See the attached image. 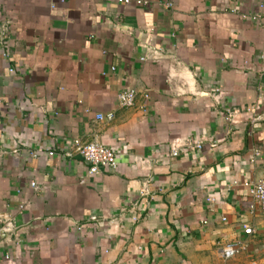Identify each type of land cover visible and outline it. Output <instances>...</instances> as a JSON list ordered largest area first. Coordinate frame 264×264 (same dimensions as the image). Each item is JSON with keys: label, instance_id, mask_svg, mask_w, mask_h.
Instances as JSON below:
<instances>
[{"label": "crops", "instance_id": "1", "mask_svg": "<svg viewBox=\"0 0 264 264\" xmlns=\"http://www.w3.org/2000/svg\"><path fill=\"white\" fill-rule=\"evenodd\" d=\"M142 1L0 0V264H264V0Z\"/></svg>", "mask_w": 264, "mask_h": 264}, {"label": "built area", "instance_id": "2", "mask_svg": "<svg viewBox=\"0 0 264 264\" xmlns=\"http://www.w3.org/2000/svg\"><path fill=\"white\" fill-rule=\"evenodd\" d=\"M132 1L137 5L143 4L142 0H117V2L122 4H129ZM261 57L264 58V53H262ZM147 58H150V56L144 57L142 60ZM135 99L136 91L133 89L123 90L118 94V104L120 107H132L135 103ZM239 113L240 111L237 109L226 110L223 116L227 122L232 123ZM106 117L111 119L112 115L108 114ZM96 118L102 119L103 116L97 115ZM202 148V141L193 137L177 138L170 141L168 145L169 154L171 157H177L188 152L200 151ZM53 154V152L48 153L49 156H52ZM63 154L66 157H71L74 154L79 155L83 161L89 165L90 173H97L103 168L114 170L117 167V153L115 150L96 142L82 143L79 139H74L64 150ZM30 185L31 187H35V183L33 182L30 183ZM248 192L253 200V205H251V208L257 206L259 209L264 210V177L255 180V182H253L251 185L249 184ZM206 200L211 201L212 199L207 198ZM20 208H23V205H21ZM10 227V223L5 221L1 228L2 233L10 232ZM243 232L246 235L253 233L252 229L246 225L243 226ZM241 248L242 245L238 242L228 243L220 248L219 253L223 260H229L237 255ZM4 259H9V256L4 255Z\"/></svg>", "mask_w": 264, "mask_h": 264}, {"label": "rangeland", "instance_id": "3", "mask_svg": "<svg viewBox=\"0 0 264 264\" xmlns=\"http://www.w3.org/2000/svg\"><path fill=\"white\" fill-rule=\"evenodd\" d=\"M244 264H247L248 261H246L245 259H242ZM259 264V263H258Z\"/></svg>", "mask_w": 264, "mask_h": 264}]
</instances>
